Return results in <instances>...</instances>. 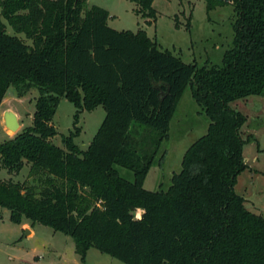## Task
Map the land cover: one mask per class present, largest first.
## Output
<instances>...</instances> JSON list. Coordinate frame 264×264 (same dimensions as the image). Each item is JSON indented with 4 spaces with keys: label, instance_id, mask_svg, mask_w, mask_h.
<instances>
[{
    "label": "trees",
    "instance_id": "1",
    "mask_svg": "<svg viewBox=\"0 0 264 264\" xmlns=\"http://www.w3.org/2000/svg\"><path fill=\"white\" fill-rule=\"evenodd\" d=\"M131 1L147 23L157 19L154 0ZM206 2L208 11L234 6L235 39L223 65L199 68L159 49L145 29L111 27L110 12L88 0H0V104L10 87L19 96L39 92L33 124L0 142L2 167L18 173L28 162L40 183L0 179V207L13 222L71 236L83 262L95 247L127 264H264V215L235 190L248 167L247 118L230 105L264 95V0ZM188 86L208 130L188 147L168 189H147ZM63 97L76 106L75 121L85 110H106L86 150L74 132L64 148L51 141ZM137 124L150 137H137Z\"/></svg>",
    "mask_w": 264,
    "mask_h": 264
},
{
    "label": "rangeland",
    "instance_id": "2",
    "mask_svg": "<svg viewBox=\"0 0 264 264\" xmlns=\"http://www.w3.org/2000/svg\"><path fill=\"white\" fill-rule=\"evenodd\" d=\"M94 5L115 15L110 19V26L118 30L145 29L159 49L169 50L199 68L223 65L225 55L234 46L237 13L231 4L208 11L206 0H154L157 19L152 24L147 23L148 18L136 13L138 6L131 0H88L89 8ZM189 17L191 24L188 28ZM8 31L14 33L10 25ZM18 35L25 38L23 33ZM38 95V90L32 89L26 96H19L14 87H10L0 104V142L15 137L33 124L31 114L35 112ZM230 105L246 116L241 130L245 138H251L244 146L248 167L238 176L235 190L249 200L246 205L250 210L264 215V95H250ZM7 108L20 114L22 124L18 132H11L6 127L4 111ZM76 112V106L63 97L52 121L58 133L51 141L64 148L63 137L74 132L78 134L76 144L86 150L100 128L106 110L102 105L92 111L85 110L80 113L78 121H75ZM209 124V117L195 101L188 86L171 120L169 137L162 142L144 186L150 190L168 189L173 174L182 168L184 153L207 132ZM134 131L139 138L151 135L148 128L138 124ZM118 169L122 176L134 180L132 170L121 166ZM30 170L31 164L26 162L20 172H9L2 167L0 160V179L40 186ZM251 201L255 207L251 206ZM143 212L142 209L133 211L136 218ZM25 223L27 229L10 219L8 209L0 207V264H127L95 247L89 249L83 262L71 236L43 224L32 226L27 219ZM31 228H34L33 233Z\"/></svg>",
    "mask_w": 264,
    "mask_h": 264
},
{
    "label": "water",
    "instance_id": "3",
    "mask_svg": "<svg viewBox=\"0 0 264 264\" xmlns=\"http://www.w3.org/2000/svg\"><path fill=\"white\" fill-rule=\"evenodd\" d=\"M4 121L8 129L14 132H18V130L20 129L19 118L14 111L12 110L6 111L4 115Z\"/></svg>",
    "mask_w": 264,
    "mask_h": 264
},
{
    "label": "crops",
    "instance_id": "4",
    "mask_svg": "<svg viewBox=\"0 0 264 264\" xmlns=\"http://www.w3.org/2000/svg\"><path fill=\"white\" fill-rule=\"evenodd\" d=\"M110 15H111V18L113 17H115V15H112L111 13H110ZM110 18V19H111ZM110 19H109V25H110ZM112 27V26H111ZM113 28H115V27H113ZM115 29H117V28H115ZM119 30H122V29H119ZM8 110H12V111H14L16 114H17V116H18V118L20 117V114L17 112V111H15L14 109H11V108H7L5 111H4V114H5V112L6 111H8ZM34 114V113H33ZM33 114H31V117H33ZM20 122V126H21V121H19ZM245 198V197H244ZM246 199V198H245ZM248 199H246V203H248ZM251 206L252 207H255V203L253 202V201H251ZM252 211H254V212H256V213H258L256 210H254V209H251ZM26 229H27V227H26V223L24 224H22ZM31 227V226H30ZM31 231H32V233H33V231H34V228H31Z\"/></svg>",
    "mask_w": 264,
    "mask_h": 264
},
{
    "label": "bare ground",
    "instance_id": "5",
    "mask_svg": "<svg viewBox=\"0 0 264 264\" xmlns=\"http://www.w3.org/2000/svg\"><path fill=\"white\" fill-rule=\"evenodd\" d=\"M8 130L12 132V130H10V129H8Z\"/></svg>",
    "mask_w": 264,
    "mask_h": 264
}]
</instances>
